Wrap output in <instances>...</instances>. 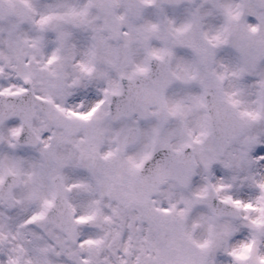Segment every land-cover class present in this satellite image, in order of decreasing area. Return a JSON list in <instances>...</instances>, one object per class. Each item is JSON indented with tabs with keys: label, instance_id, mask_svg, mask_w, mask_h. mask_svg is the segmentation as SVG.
Here are the masks:
<instances>
[{
	"label": "snow or ice",
	"instance_id": "snow-or-ice-1",
	"mask_svg": "<svg viewBox=\"0 0 264 264\" xmlns=\"http://www.w3.org/2000/svg\"><path fill=\"white\" fill-rule=\"evenodd\" d=\"M0 264H264V0H0Z\"/></svg>",
	"mask_w": 264,
	"mask_h": 264
}]
</instances>
